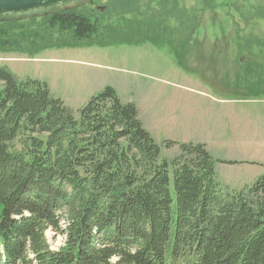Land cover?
<instances>
[{
	"label": "trees",
	"instance_id": "16d2710c",
	"mask_svg": "<svg viewBox=\"0 0 264 264\" xmlns=\"http://www.w3.org/2000/svg\"><path fill=\"white\" fill-rule=\"evenodd\" d=\"M134 3L110 0L108 9L132 14ZM84 5L0 22V50L35 54L47 48H32L38 31L50 29L69 44L150 42L185 55L199 28L191 9L162 0L144 22L123 20L104 35L109 25ZM260 18L258 5L248 20ZM135 35L141 41L130 42ZM77 113L45 81L19 80L0 66V264H264V172L230 193L203 143H178L175 157L161 158L135 105L111 86ZM47 233L63 243L52 247Z\"/></svg>",
	"mask_w": 264,
	"mask_h": 264
},
{
	"label": "rangeland",
	"instance_id": "374dc122",
	"mask_svg": "<svg viewBox=\"0 0 264 264\" xmlns=\"http://www.w3.org/2000/svg\"><path fill=\"white\" fill-rule=\"evenodd\" d=\"M175 1L193 11L199 26L185 55L177 47L182 37L174 38L180 62L174 51L150 42L69 44L63 33L40 29L39 46L32 48H47L35 54L0 50V66L19 80L45 81L76 116L92 95L111 86L121 101L135 105L137 118L161 144V158L175 157L178 143H203L217 160L215 178L221 189L232 193L250 187L264 172V18L256 22L248 16L258 5L264 16V0H212V7H205L204 0ZM109 2L93 4L102 24L109 25L104 35L122 29L123 20L144 22L162 0H135L132 14L109 10ZM128 39L141 41L138 35ZM166 140L176 143L168 148ZM47 236L54 248L63 243L62 236Z\"/></svg>",
	"mask_w": 264,
	"mask_h": 264
},
{
	"label": "water",
	"instance_id": "95a60500",
	"mask_svg": "<svg viewBox=\"0 0 264 264\" xmlns=\"http://www.w3.org/2000/svg\"><path fill=\"white\" fill-rule=\"evenodd\" d=\"M89 1L91 0H0V22L41 17L79 7Z\"/></svg>",
	"mask_w": 264,
	"mask_h": 264
},
{
	"label": "flooded vegetation",
	"instance_id": "af4514ba",
	"mask_svg": "<svg viewBox=\"0 0 264 264\" xmlns=\"http://www.w3.org/2000/svg\"><path fill=\"white\" fill-rule=\"evenodd\" d=\"M96 0H91L88 3H91V5H93L95 3Z\"/></svg>",
	"mask_w": 264,
	"mask_h": 264
}]
</instances>
